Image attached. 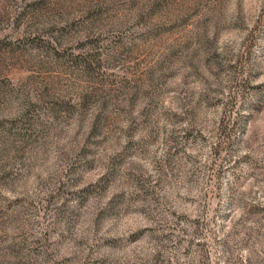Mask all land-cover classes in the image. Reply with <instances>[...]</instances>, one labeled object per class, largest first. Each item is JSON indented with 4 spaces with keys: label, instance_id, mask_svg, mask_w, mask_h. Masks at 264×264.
I'll use <instances>...</instances> for the list:
<instances>
[{
    "label": "rangeland",
    "instance_id": "obj_1",
    "mask_svg": "<svg viewBox=\"0 0 264 264\" xmlns=\"http://www.w3.org/2000/svg\"><path fill=\"white\" fill-rule=\"evenodd\" d=\"M0 264H264V0H0Z\"/></svg>",
    "mask_w": 264,
    "mask_h": 264
}]
</instances>
